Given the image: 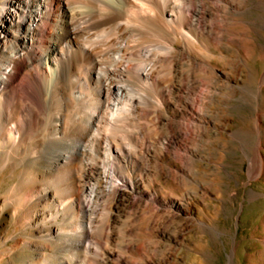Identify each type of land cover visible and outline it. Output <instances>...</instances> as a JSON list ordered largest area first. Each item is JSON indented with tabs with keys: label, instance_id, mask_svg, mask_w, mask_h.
<instances>
[{
	"label": "bare ground",
	"instance_id": "1",
	"mask_svg": "<svg viewBox=\"0 0 264 264\" xmlns=\"http://www.w3.org/2000/svg\"><path fill=\"white\" fill-rule=\"evenodd\" d=\"M106 1L0 3V63L6 64L0 68V171H7L10 177L18 176L19 169L26 171L19 177L21 182L3 198L2 206H14L25 221L35 222L43 240L36 249L45 261L48 243L58 242L59 250L66 249V243L72 242L67 233L72 230L80 238L68 248L83 252V260L62 259L60 264H97L91 255L97 257L94 248L98 246L108 259L114 256L111 246L117 233L112 228V198L117 204L129 202L132 208L144 204L149 213L159 217L158 224L176 218V214L201 228L210 226L202 219L200 209L196 215L192 212L190 203L177 199L166 202L148 191L156 184L163 166L159 157L144 164L137 153H132V147L143 148L147 133L163 135L162 146L175 148L177 160L186 164L202 159L204 150L215 139H238L249 160L248 182L264 178V45H260V51L250 47L256 31L246 18L253 1L118 0L124 11L115 15L113 10L100 9L107 6ZM255 1L264 11V0ZM261 21L264 29V15ZM178 39L184 43L182 49L176 47ZM149 46H154V52L146 51ZM212 50L219 52L232 73L215 66ZM255 52L261 64L256 73L249 63ZM147 61L153 62L149 68L144 66ZM244 69L248 79L242 82L239 75ZM16 78L18 83L14 85ZM120 79L125 80L124 86L119 85ZM198 80L202 89L200 95H195L189 84ZM25 83L30 85L29 90L19 93ZM137 84L145 87L147 95L137 92ZM46 85L54 101L49 112L58 116L52 136L60 142L48 161L42 158L43 151L35 150L36 146L26 140L43 121L40 110L32 105L47 103L48 96L43 92ZM112 97L117 99L114 105L110 103ZM148 97H154L167 113L186 120V132L183 134L182 126L166 116L147 123L146 132L141 121L149 111L141 104L137 107L136 101L147 103ZM236 97L254 108L253 123L247 132L233 131L225 116ZM170 100L180 102L182 108H174ZM50 121L45 123L46 131ZM183 137L191 140V148L180 141ZM124 141L125 147L120 144ZM29 151L34 157L26 162ZM196 171L191 175L175 172L182 174V180L193 182L202 199L210 198L213 183L198 180ZM248 192L250 200L264 197V191ZM236 193L229 200L234 201ZM215 198L225 203L222 192H217ZM101 214L105 215V223L100 230L94 223ZM69 221L70 226L65 227ZM262 226L264 231V219ZM262 243L257 263L264 264ZM123 247L118 249L128 252ZM235 253L236 240L229 264H233Z\"/></svg>",
	"mask_w": 264,
	"mask_h": 264
},
{
	"label": "rangeland",
	"instance_id": "2",
	"mask_svg": "<svg viewBox=\"0 0 264 264\" xmlns=\"http://www.w3.org/2000/svg\"><path fill=\"white\" fill-rule=\"evenodd\" d=\"M2 1L3 0H0V3ZM109 1H106L107 3L104 2L107 4V6L104 4L105 7H107V10L105 7V10L104 8H100L102 11L109 12V10H113L111 12L113 15L119 14L120 12L122 13L124 11L121 1ZM252 1L253 4L250 5L251 8L247 13L248 18H246V21L250 23L256 33H252L254 35L255 41L250 44V47H255L256 50L260 51V45H264V29L262 27L261 21L264 11L255 5V0ZM116 5H119V7ZM113 6L114 9L112 8ZM170 7L172 8V6ZM1 8L2 7L0 5V10ZM97 8L99 9V7ZM189 38L191 37L189 36ZM163 45H165V43H163ZM176 47L177 49H182L184 47V43L181 39H178L176 42ZM147 48L148 49H146V51L154 52V46H149ZM198 48H201V46L198 45ZM189 53H191L192 56L195 55L193 51H190ZM212 53L216 57V62H214V64L216 63L215 66L222 69V72L226 71V73H232L230 67L225 66L226 61H222L219 58V52L217 50H212ZM257 54L258 52H255L254 59L249 61L250 66L251 68L253 67L255 73L261 67V64L256 61ZM2 64L0 68H5L6 64ZM151 64H153V62L147 61L144 66H148L149 68ZM123 75L126 76V74ZM240 76L241 78H239V80L242 82H244L245 79H248V77H246L248 76L247 70L244 72L242 70L239 77ZM120 80L117 81L119 82ZM124 81V79L121 80L119 85L124 86ZM17 83L18 81L16 78L14 85H17ZM200 84L201 82L199 80L195 83L193 82L189 84L195 95H200V91L202 89V84ZM24 85L25 88L26 86L28 87L27 90L25 88H21L19 93L21 92L22 94H25L26 91L29 90L30 85L27 83ZM137 85L138 87H135V89H138L137 92L141 93L142 95H147V93H145V87H143L141 84ZM165 85L167 86L168 84L166 83ZM43 92L45 95L47 94L46 96H48L47 103L42 105L40 102H38L36 105H32V107H34L38 112L40 110L39 113L41 114L43 121L40 123L38 122L37 128L26 140L27 143H31L32 145L36 146L35 150L40 152L43 151L41 156L44 160L48 161L51 159L52 153L54 152V146H56L55 144H59L60 142L58 140L55 141L57 138L55 139V137L52 136V127L57 125L56 118L58 116H52L51 111L49 112V110H51L50 107H52L54 104L52 98H49L50 88L46 85ZM139 95L137 94V96ZM115 98L116 97H112L110 99V101H112H109L110 103L114 102L112 105H114L115 101H117ZM170 102L174 108H182V104L180 102L175 100H170ZM138 103L139 100L137 99V107H144V109L147 108L149 111L148 116L144 118L145 121H141V123L145 125L144 129L146 132L149 131L148 124L155 122L157 116L169 117L171 120H174L182 126L181 132L183 134L186 132V120L177 118L172 112L167 113V110L164 107H161L160 104H157L158 102L154 97H148L147 103ZM140 104L142 105L141 107ZM196 105L198 106V103ZM253 111L254 108L252 105L243 102L240 97H236L233 99V101H231L230 108L228 109L225 116L228 119L233 131L243 130L247 132L250 125L253 123ZM50 118L51 121L49 124V129L46 131L44 129L45 123L48 119L50 120ZM221 124L225 125V123L222 122ZM130 131L136 132V130L133 129H130ZM215 132L216 131H213L211 136ZM146 138L147 141L143 148L141 147V149L138 146L136 148L132 147V153H137L136 157L144 164H146L148 160V163H150L154 158L159 157L160 163L163 166V172L157 178L156 184L153 187L148 188V191L155 192L161 198V200L166 202L171 199H177L184 204L187 202L190 203L189 207L192 209V212L196 215L200 209L202 219L208 225L210 223L211 227L204 225L202 226V230L201 226H199L196 222L193 221V223L188 221L186 217H181L176 214V218L165 221V223L158 224V220H160L159 217H155L152 215V213H149V210L146 209L144 204H140L139 207L132 208L129 202H121L120 204H117L112 198L110 207L112 209V215L115 217L114 221L112 222V228H114L116 230L115 232L117 233L116 241L111 246L114 256L108 259L99 246L95 247L92 245L93 248L95 247L94 250H96L97 253V257L96 255H91V258L94 259V262L97 264H136L137 262V264H229V256L232 255L236 240V256L234 257L233 264H261L260 262L257 263V256L259 251L263 248L262 242L264 241V231L262 228V222L264 219V197H261L260 200H250L249 196L247 195L249 193V189H254L256 191L259 190V192L264 191V178L260 179V181H252L251 184L248 182L249 179L247 177V170L249 166V160L246 153L241 149L240 141L230 137H225V139H223L224 137L221 139H215L213 140L212 145H208L204 150L203 158L190 163V165L177 160L178 153L175 148L168 149L162 146V142L164 141L163 135L160 134L159 136H154L150 133H147ZM250 139L251 141H255L254 138L252 139V137H250L249 140ZM52 140L54 143H52ZM180 141L187 143L188 148L192 147L191 140L186 141V139L183 137ZM125 142L126 141L121 142L120 144L125 147ZM32 153L33 151H29L27 153L26 162L33 160L32 157H34V155ZM166 168L169 170H166ZM177 170L186 172L187 174L189 172L190 175L192 172L197 170L196 172H199L198 175H196L198 180L203 182H211V185L213 183L211 187L213 195L210 198H207L208 200L202 199L196 190V185L193 182H189L190 180H182V174H177L175 172ZM135 172L136 174L139 173L137 169ZM25 173L26 171H24L22 168L19 169L18 176L10 177V174H8L7 171H0V264H60L62 259L73 260L75 262H80L81 259L82 261L84 256L83 252H76L74 250L72 251L70 248H68V245L76 243V241H78L80 238L76 233L74 234L73 230L68 231L67 233L69 235L71 234L70 240L72 242L66 243V249L59 250L57 245L60 244H58V242L48 243L49 250L45 253V255L48 257L47 261H45L36 249L38 246L37 243L43 242V240L40 237L38 228L35 226V222L32 221L30 223L25 221V216L16 213L14 211V206H2L3 198L10 191L11 187L21 182L20 178ZM237 191L238 194L236 193ZM217 192L223 193L225 197V203L215 198ZM234 192L236 193V198L233 199L234 201L229 200V196L235 194ZM245 192L248 193L245 194ZM171 214L174 215L172 211ZM103 215L104 214H101L94 223V226L100 230L105 223V215L104 217ZM69 223L70 221L65 223V227H69ZM126 231L128 233L124 234ZM122 235H125V237H122ZM124 241L126 242L125 244ZM120 246L127 247L126 249H128V252L123 249L124 247L122 248L123 251L118 249ZM119 255L123 256L120 258Z\"/></svg>",
	"mask_w": 264,
	"mask_h": 264
}]
</instances>
